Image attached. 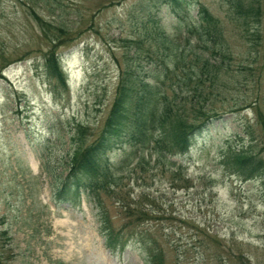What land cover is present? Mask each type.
Masks as SVG:
<instances>
[{
	"label": "rangeland",
	"instance_id": "374dc122",
	"mask_svg": "<svg viewBox=\"0 0 264 264\" xmlns=\"http://www.w3.org/2000/svg\"><path fill=\"white\" fill-rule=\"evenodd\" d=\"M190 1L219 19L229 46L213 60L224 85L211 107L222 117L177 157L186 178L173 179V166L155 163L125 135L100 162L125 163V174L135 169L123 193L150 212L140 226L156 240L163 264H264V177L245 179L229 164L232 152L249 145L264 162V0ZM173 21L164 0H0L2 264H144L135 243L114 254L104 247L84 200L82 211L55 206L48 173L65 166L76 128L83 145L95 138L120 67L135 52L134 64L147 68L149 34H172ZM142 157L145 172L136 166ZM105 204L115 226L125 221L114 198Z\"/></svg>",
	"mask_w": 264,
	"mask_h": 264
},
{
	"label": "trees",
	"instance_id": "16d2710c",
	"mask_svg": "<svg viewBox=\"0 0 264 264\" xmlns=\"http://www.w3.org/2000/svg\"><path fill=\"white\" fill-rule=\"evenodd\" d=\"M195 3L197 7L190 0H164L175 21L174 32L156 29L149 34L153 43L145 49L150 59L147 68L134 64L135 52L129 56V65L120 67L113 101L95 138L83 145V130L76 128L70 135L74 149L65 166L59 172H47L55 206L64 203L82 211L84 200L97 221L104 247L114 254L128 243H135L144 264H163L164 259L156 240L140 226L141 219L150 212L123 193L124 178L130 179L135 169L125 174L120 172L125 163L112 167L100 160L110 150L113 139L125 135L129 146L146 149L155 163L173 166V179L186 178L177 157L186 154L195 138L222 117L211 107V101L219 95L217 89L224 85L223 80L218 81L221 63L213 60L229 52L219 19L204 5ZM54 59H48L52 73L66 86L67 80ZM229 158L231 167L245 179L256 174L264 177L263 159L250 145L235 150ZM146 161L142 157L136 165L140 171L148 170ZM106 197L114 198L118 214L125 218L118 226L105 204Z\"/></svg>",
	"mask_w": 264,
	"mask_h": 264
}]
</instances>
